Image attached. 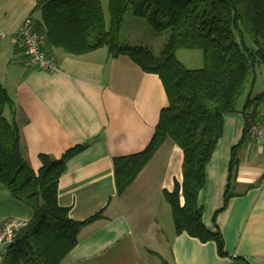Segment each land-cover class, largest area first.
<instances>
[{
	"label": "crops",
	"instance_id": "obj_1",
	"mask_svg": "<svg viewBox=\"0 0 264 264\" xmlns=\"http://www.w3.org/2000/svg\"><path fill=\"white\" fill-rule=\"evenodd\" d=\"M37 2L0 0V28L8 33L0 40V82L13 99L5 115L20 127L25 156L36 171L41 153L59 158L86 145L60 178L59 203L75 220L104 211L81 230L61 264H264V142L245 135L249 120L264 119V64L238 110L225 115L199 195L205 225L223 235L221 255L216 241L176 232L163 193L182 183L184 152L170 138L118 194L114 159L142 152L168 105L161 78L128 56L110 57L106 48L74 55L46 43L59 70L27 66L15 31L26 17L41 20ZM249 96L262 98L245 107ZM234 148L238 163L226 204ZM32 215L31 206L0 181V226L8 218L30 220Z\"/></svg>",
	"mask_w": 264,
	"mask_h": 264
},
{
	"label": "trees",
	"instance_id": "obj_2",
	"mask_svg": "<svg viewBox=\"0 0 264 264\" xmlns=\"http://www.w3.org/2000/svg\"><path fill=\"white\" fill-rule=\"evenodd\" d=\"M36 8L41 20L35 24L48 46L74 55L106 48L110 57L128 56L143 71L161 78L168 105L160 112L149 145L142 152L114 159L118 194L126 191L170 138L184 152L182 183L176 181L174 190L163 193L176 232L203 242L214 240L219 254H225L221 231H213L203 221L199 195L224 132L225 115L238 110L264 64V0H109L108 25L101 0H38ZM128 12L146 18L156 35L165 37L158 51L151 45L121 42ZM179 48L202 49L204 66H185L177 57ZM44 49L48 53L47 46ZM261 98L249 96L245 107ZM12 106L13 99L0 82V181L15 198L31 206L33 215L0 264H61L78 244L81 230L104 212L75 220L69 207L59 203L60 178L69 160L86 145H76L59 158L41 153L36 171L25 156L20 127L5 115ZM234 150L226 204L233 196L230 184L238 163Z\"/></svg>",
	"mask_w": 264,
	"mask_h": 264
},
{
	"label": "built area",
	"instance_id": "obj_3",
	"mask_svg": "<svg viewBox=\"0 0 264 264\" xmlns=\"http://www.w3.org/2000/svg\"><path fill=\"white\" fill-rule=\"evenodd\" d=\"M8 36L6 30L0 28V40ZM15 36L21 42L25 52V64L38 69L57 71L59 62L49 55L44 47L45 34L40 32L32 17H26L15 31ZM246 136L257 142H264V119L249 120L246 127ZM28 219L21 217L8 218L0 226V260L7 247L16 239L17 234L29 224Z\"/></svg>",
	"mask_w": 264,
	"mask_h": 264
},
{
	"label": "rangeland",
	"instance_id": "obj_4",
	"mask_svg": "<svg viewBox=\"0 0 264 264\" xmlns=\"http://www.w3.org/2000/svg\"><path fill=\"white\" fill-rule=\"evenodd\" d=\"M105 12L107 25L110 22L109 0H101ZM164 36H157L153 27L146 18L137 17L128 12L121 30L120 40L123 43L134 42L151 45L156 51L158 45L162 44ZM177 57L188 68H202L204 66V54L200 48H179Z\"/></svg>",
	"mask_w": 264,
	"mask_h": 264
}]
</instances>
